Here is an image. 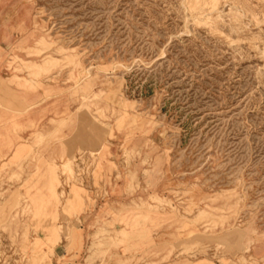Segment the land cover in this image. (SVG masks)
<instances>
[{"label":"rangeland","instance_id":"374dc122","mask_svg":"<svg viewBox=\"0 0 264 264\" xmlns=\"http://www.w3.org/2000/svg\"><path fill=\"white\" fill-rule=\"evenodd\" d=\"M0 264H264V0H0Z\"/></svg>","mask_w":264,"mask_h":264},{"label":"bare ground","instance_id":"6f19581e","mask_svg":"<svg viewBox=\"0 0 264 264\" xmlns=\"http://www.w3.org/2000/svg\"><path fill=\"white\" fill-rule=\"evenodd\" d=\"M197 4V3H196Z\"/></svg>","mask_w":264,"mask_h":264}]
</instances>
